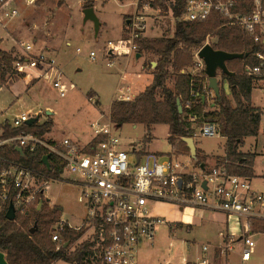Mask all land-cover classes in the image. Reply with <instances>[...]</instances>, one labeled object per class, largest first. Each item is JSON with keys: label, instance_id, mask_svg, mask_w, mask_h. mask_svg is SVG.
<instances>
[{"label": "rangeland", "instance_id": "374dc122", "mask_svg": "<svg viewBox=\"0 0 264 264\" xmlns=\"http://www.w3.org/2000/svg\"><path fill=\"white\" fill-rule=\"evenodd\" d=\"M20 1L17 5L20 15L5 18L0 23V33L5 31L10 34L9 36L0 34V47L12 51L13 54L22 55V42H26L33 45V53L44 52L52 56L61 72L57 77L66 83L68 90L66 96H60L52 80L33 79L25 84L23 75L9 74L6 83L13 81V84L11 87L3 86L0 89V120H11L16 114L30 109L38 112L40 122L50 119L54 124L53 129L45 136L46 141L50 138L61 140L65 136L85 141L91 134L92 121L110 117L113 99L138 94L152 82V71L159 59L157 54L144 50L138 58L137 48L135 53L128 55L107 56L105 48L107 41L131 38L134 32H139L142 38L170 37L175 30L176 18L168 0H163V5L168 7L153 6L152 3L156 0H97L96 15L101 23L99 31H96L93 20L85 19L83 13L85 7L82 2L84 0ZM78 48L81 51H78ZM92 50L97 52L95 59L90 57ZM196 51L193 50L194 56ZM108 61H112L113 65L109 66ZM169 69L167 83L170 88H174V68ZM193 69H196V66H185L181 72ZM217 76L220 84L221 70L217 71ZM223 84L227 95L231 97L228 83ZM253 101L264 112V80L255 83ZM207 103L208 107H211L212 100ZM46 106L52 107L56 111L55 114L47 115ZM47 110L51 111L50 108ZM201 124L198 122V125ZM115 132L121 138V148L130 150L137 145L141 151H146L147 129L144 125L125 123L122 126L117 125ZM168 137L169 126L157 125L152 130V138L147 143L146 152L161 154L179 152L169 142ZM198 145L209 153L210 157L205 160L213 162L217 157L223 158L218 156L225 151V138L220 133L201 136ZM240 149L258 154L255 167L259 174H264V115L259 134L246 137ZM253 182L261 189L259 191H264V177ZM46 194L54 202L49 203L51 207L56 203L63 207L60 220H68L72 227L80 226L83 221L86 225L87 208L79 202V191L73 182L51 181ZM168 220L171 225L160 224L153 242L145 240L139 244L135 255L137 264H182L184 258L198 260L204 256L203 246L208 244L206 256L209 257L210 254V258L213 257L214 260H211L210 264L216 263L221 253L225 255L223 261L226 264H264V233L252 235L255 246L251 258L243 261L241 259L243 243L240 240L235 241L232 245L233 250L224 253L223 245L217 246L222 239L219 235L220 227L207 218H204L202 224H195L191 228L187 224L181 227L179 223H174V220ZM56 224L57 222L52 225V230ZM91 238V231H84L82 237L69 249L73 250L79 243ZM214 246L217 247L211 251L210 248ZM220 259L222 261V256ZM52 264L72 263L57 260Z\"/></svg>", "mask_w": 264, "mask_h": 264}, {"label": "built area", "instance_id": "2783aa9c", "mask_svg": "<svg viewBox=\"0 0 264 264\" xmlns=\"http://www.w3.org/2000/svg\"><path fill=\"white\" fill-rule=\"evenodd\" d=\"M4 4L0 7V23L19 14L16 8L2 10ZM235 5L236 0H187L184 19L201 21L217 12L229 23L239 25L255 42L264 44V0H254L248 13L236 11ZM138 37L140 33L134 32L131 38L107 41V56L135 53L138 48L135 39ZM210 40L208 36L204 45L210 44ZM202 47L195 53L197 65L191 70L193 75L205 72V63L198 56ZM22 50L23 54L18 55L13 65L16 73L23 75L27 83L33 79L52 80L60 96H66L68 86L57 77L61 72L55 58L44 52L33 53L31 43L22 42ZM77 50L81 51L80 48ZM256 56L258 63L246 65L245 71L256 80H264V53L259 52ZM90 57L95 59L97 52L90 51ZM108 65L113 62L108 61ZM208 96L213 99L214 91L210 90ZM37 116L40 114L31 109L23 111L11 120L5 119L1 127L19 128ZM195 118L191 116L190 120ZM116 126L111 117L98 118L90 123L92 135L86 141L68 136L57 142H48L36 134L21 132L8 138L0 137V146L17 143L34 150L39 144L65 162L61 180L75 184L79 191L78 200L87 208L86 225L83 221L73 228L91 231L92 238L87 240L92 242L88 254L92 264H137L135 255L139 244L145 240L153 241L158 226L167 222L158 211L161 203L196 206L236 216L242 229L241 259L247 261L251 258L255 241L250 220L264 221V191L253 189L250 177L230 173L224 166L202 169L195 164L190 153L145 152L137 146L123 149L121 138L115 132ZM218 133L217 126L210 122L194 127V137ZM42 174L21 162H9L8 167L0 172V199L5 201L11 188L15 187V206L25 212L36 201L38 192H44L49 181L55 179ZM65 224L71 226L68 220L61 219L51 231L58 246L62 243L61 230ZM222 237L223 251L233 250L234 234L229 241L225 234ZM208 250L209 245H204L203 251ZM196 264H210V261L205 256Z\"/></svg>", "mask_w": 264, "mask_h": 264}, {"label": "trees", "instance_id": "16d2710c", "mask_svg": "<svg viewBox=\"0 0 264 264\" xmlns=\"http://www.w3.org/2000/svg\"><path fill=\"white\" fill-rule=\"evenodd\" d=\"M8 0H0V7ZM187 0H168L174 17L175 30L172 36L157 38L138 37L135 39L138 52L150 50L159 56L157 65L152 71V82L132 99H116L111 103L110 117L118 126L125 123L142 124L147 129L145 140L152 138L153 126L167 124L169 126L168 140L180 152L189 153L190 149L184 138L194 137V127L198 122L215 124L219 133L226 138L223 166L233 174L254 177V152H242L240 146L248 136L258 135L263 112L253 105L252 90L256 79L245 71L246 65L258 63L257 53H264V44L255 42L237 24L217 12L201 21L182 19ZM96 0H84V7L95 5ZM254 0H236L235 10L248 13ZM153 6L163 5V0H156ZM168 7V6H167ZM210 36V44L215 49L228 52L244 53L243 58L228 60L227 66L233 74L221 71L220 94L213 97L211 107H208L207 97L211 90L208 77L204 71L193 75L191 71L181 72L182 68L197 65L193 50H198ZM17 54L0 47V84H5L10 74L16 73L13 68ZM170 67L175 73L174 88L168 86ZM227 82L231 97L224 88ZM205 95V99H203ZM160 96V97H159ZM180 99L183 111L179 112L177 100ZM99 103V101H97ZM189 104V106H188ZM195 116L194 121L190 117ZM53 121L44 123L39 120L22 127H2L1 138H8L21 132L33 133L43 137L53 129ZM21 149V150H20ZM49 150L37 145L34 150L20 147L17 143L0 146V172L7 168L9 162L17 161L45 177L61 180L65 162L52 154L47 167L43 162L44 155ZM204 157L198 154L196 164L203 163ZM42 174V175H43ZM2 188L0 186V195ZM17 190L12 187L5 201L0 199V250L6 255L9 264H52L63 260L72 264H92L88 258L92 242L84 240L73 250L70 246L79 240L85 229L77 230L65 224L61 230L60 246L52 239V225L60 220L63 207L55 204L50 206L43 192H38L36 201L25 212L15 205ZM42 200L41 208H37ZM16 209L15 219H9L7 212L10 205ZM37 223L34 232L30 228ZM251 231L264 232V221L251 219ZM67 243V245H66Z\"/></svg>", "mask_w": 264, "mask_h": 264}, {"label": "crops", "instance_id": "0c3cea01", "mask_svg": "<svg viewBox=\"0 0 264 264\" xmlns=\"http://www.w3.org/2000/svg\"><path fill=\"white\" fill-rule=\"evenodd\" d=\"M97 1V0H96ZM21 1L20 0H9L6 4H4V7L2 8V10H8V9H11V8H16L18 10V13L19 12V9L17 7V5L20 3ZM83 2V1H82ZM81 2V3H82ZM8 4V5H7ZM94 9H95V12H96V2H95V5H94ZM20 15V14H18ZM17 15V16H18ZM16 17V16H15ZM100 27H101V24H100ZM1 29V28H0ZM2 36H9V32H5L4 33H0ZM137 56H138V53H136ZM141 56V54H140ZM139 56V57H140ZM138 57V58H139ZM153 77V75H152ZM153 80V79H152ZM25 81V80H24ZM260 80H257L256 83H259ZM27 82L25 81V84ZM13 84V81H8L6 84H0V89L3 88V86H8V87H11V85ZM28 84V83H27ZM148 86V85H147ZM146 86V87H147ZM145 87V88H146ZM255 88V86H254ZM253 88V90H254ZM253 90H252V102H253V105L256 106V107H259L257 106L254 101H253ZM143 91V90H142ZM141 91V92H142ZM140 93V92H139ZM138 93V94H139ZM137 94H132V95H126V96H122V97H116L114 100L116 99H131L133 98L134 96H136ZM212 100L213 102V99H210L209 96L207 97V102ZM112 101V102H113ZM211 106V105H210ZM47 108H50L51 109V112L50 113H47ZM261 109V107H259ZM262 110V109H261ZM47 115H53L55 114V110L50 107V106H46V111ZM263 112V110H262ZM263 115H264V112H263ZM262 115V117H263ZM40 118V116H39ZM39 120V119H38ZM4 120H0V134L2 132V127H1V122H3ZM262 121V120H261ZM45 122V121H44ZM43 121H39V123H44ZM157 125H160V124H157ZM157 125H154L153 126V129L157 126ZM199 126V125H198ZM260 131V129H259ZM49 133V132H48ZM259 134V132H258ZM47 135V133L43 136V138L45 139V136ZM92 135V131H91V134L89 135V137ZM221 135V134H220ZM222 136V135H221ZM65 137H68V136H65ZM71 137V136H69ZM89 137L87 139H89ZM201 137V136H200ZM200 137H193L194 138V142H195V145H196V149H197V152H196V155L198 157V154L202 155L204 157V160L205 158L207 159L209 156V153H207L202 147H200L198 145V140ZM224 137V136H222ZM249 137V136H248ZM73 138V137H72ZM225 138V137H224ZM74 139H80V138H74ZM85 139V141L87 140ZM83 141V139H80ZM59 140H56V139H52L50 138V140L48 142H57ZM149 141H147L148 143ZM245 142V141H244ZM147 143H146V147H145V150L148 151L147 149ZM225 143H226V138H225ZM137 146V145H136ZM139 148V147H138ZM145 151V152H146ZM240 151L242 152H248V151H243L240 149ZM190 153V151H189ZM225 154H226V151H224V153L222 155H218V156H222L223 158L221 157H217V160L215 159L213 162H210V160H205L203 163L205 165V170H210V169H213L215 167H222L223 166V162L225 161L224 160V157H225ZM191 155V154H190ZM257 153H255V161H256V157H257ZM195 164H196V160H194ZM201 165V164H200ZM255 162H254V174L255 176L251 178V184H252V188L253 189H256V190H261L259 189L255 184H253L255 180H258V178L260 177H264V174H259L256 170V167H255ZM56 179H51L49 181V187L45 188L43 194H44V197L46 198V200L49 202V203H54L46 194V191L50 188V183L51 181H54ZM41 201L38 202V205H37V208H41ZM43 203V202H42ZM57 204V203H56ZM158 211H159V214L162 215L163 217H165L167 219V222L166 224H169L171 225V222L168 220V219H172L174 220V223H179V225L182 227L183 224H187V226H189L190 228L197 224H202L204 218H207L208 220L212 221L213 223H216L219 227H220V232H219V235L221 236V241L218 242L217 246H220V245H224V238L222 237V234H225L227 237V241L229 239H231V235L234 234V240L235 241H238L240 240V236H241V233H242V229H241V221L236 217V216H228L226 213L224 212H221V211H214V210H210V209H206V208H201V207H196V206H187V207H181V206H177V205H174V204H169V203H161L159 205V208H158ZM182 211V212H181ZM164 224V223H163ZM78 227V226H77ZM226 231V232H224ZM260 233H264V232H255L253 234H260ZM155 239V238H154ZM234 241V242H235ZM153 242V241H152ZM209 245V244H208ZM217 246H214L212 248H210L211 251L215 250V248ZM213 249V250H212ZM203 250V249H202ZM210 251V252H211ZM224 252V251H223ZM225 253V252H224ZM208 254V252H204L203 251V255L202 257H205L206 255ZM222 256V261L220 259V257ZM208 257V256H206ZM228 257H229V254H228ZM197 258V257H196ZM209 261L211 262L214 261L213 260V257L212 259L210 258V254H209V257H208ZM223 259L225 260V255H223V253H221V255L218 256V259L215 262H213L214 264H217L218 261L219 263L218 264H226L225 261H223ZM199 260V258H198ZM197 259H186L184 258L183 259V263L182 264H196V262L198 261ZM226 260H227V257H226ZM229 260V259H228ZM162 264V263H161Z\"/></svg>", "mask_w": 264, "mask_h": 264}, {"label": "water", "instance_id": "95a60500", "mask_svg": "<svg viewBox=\"0 0 264 264\" xmlns=\"http://www.w3.org/2000/svg\"><path fill=\"white\" fill-rule=\"evenodd\" d=\"M83 13H84L86 20L90 19V20L94 21L96 31H99L101 23H100L98 16L96 15L94 6L85 7L83 9ZM245 55H248V54L247 53L244 54V53L228 52L225 50L215 49L209 43L205 44L200 49L198 56L200 58H202L204 63H205V72H206V75L208 76V87L214 91L215 95L220 94V85H219V81H218L217 71L221 70L222 72H224L226 74H233L234 72H231L228 69L226 62L228 60H232V59H236V58H243ZM139 56H140V53H138L137 57H139ZM203 99H205V95H203ZM177 104H178L179 112L182 113L183 108H182V104H181L180 99L177 100ZM50 112L51 111L47 110V113H50ZM38 119H39V116L31 118L30 120L27 121V123L31 124V123L37 121ZM184 140L187 142V144L189 146L191 157L194 160H197V155H196L197 149H196V145L194 142V138L189 137V138H184ZM50 156H51V153H48V154L44 155V157L42 159L47 167H49V165H50V162H49ZM200 167L202 169H204L205 168L204 163H201ZM180 183H181V180H180ZM203 185L205 186L206 182H204ZM41 205H42V202H41ZM7 217L9 219H15V217H16V209H15L13 204H11L9 207V210L7 212ZM36 228H37V223H35V225L30 228V231L34 232L36 230ZM66 245H67V243H66ZM0 264H9L7 259H6L5 253L1 250H0Z\"/></svg>", "mask_w": 264, "mask_h": 264}, {"label": "bare ground", "instance_id": "6f19581e", "mask_svg": "<svg viewBox=\"0 0 264 264\" xmlns=\"http://www.w3.org/2000/svg\"><path fill=\"white\" fill-rule=\"evenodd\" d=\"M8 5V4H7Z\"/></svg>", "mask_w": 264, "mask_h": 264}]
</instances>
